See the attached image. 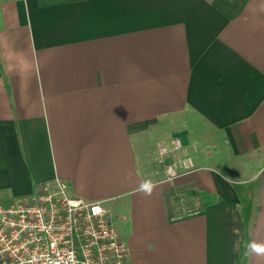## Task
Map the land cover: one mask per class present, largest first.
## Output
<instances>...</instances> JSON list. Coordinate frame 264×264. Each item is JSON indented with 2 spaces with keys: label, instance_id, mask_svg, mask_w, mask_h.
<instances>
[{
  "label": "crops",
  "instance_id": "crops-1",
  "mask_svg": "<svg viewBox=\"0 0 264 264\" xmlns=\"http://www.w3.org/2000/svg\"><path fill=\"white\" fill-rule=\"evenodd\" d=\"M57 179L130 264H264V0H0V198Z\"/></svg>",
  "mask_w": 264,
  "mask_h": 264
},
{
  "label": "built area",
  "instance_id": "built-area-1",
  "mask_svg": "<svg viewBox=\"0 0 264 264\" xmlns=\"http://www.w3.org/2000/svg\"><path fill=\"white\" fill-rule=\"evenodd\" d=\"M130 256L104 203L70 195L59 179L0 198V264H130Z\"/></svg>",
  "mask_w": 264,
  "mask_h": 264
},
{
  "label": "clouds",
  "instance_id": "clouds-1",
  "mask_svg": "<svg viewBox=\"0 0 264 264\" xmlns=\"http://www.w3.org/2000/svg\"><path fill=\"white\" fill-rule=\"evenodd\" d=\"M153 184L151 181H144L140 187L139 190L144 193L145 195H151L153 190ZM240 244L237 242L233 246L234 251L240 250ZM243 254L245 256L254 257V258H261L264 259V243L257 242V241H250L244 246Z\"/></svg>",
  "mask_w": 264,
  "mask_h": 264
},
{
  "label": "trees",
  "instance_id": "trees-1",
  "mask_svg": "<svg viewBox=\"0 0 264 264\" xmlns=\"http://www.w3.org/2000/svg\"><path fill=\"white\" fill-rule=\"evenodd\" d=\"M42 188L40 187L39 190H41Z\"/></svg>",
  "mask_w": 264,
  "mask_h": 264
}]
</instances>
